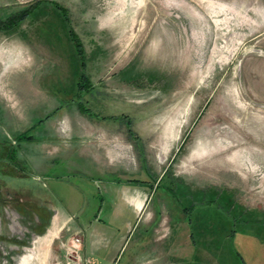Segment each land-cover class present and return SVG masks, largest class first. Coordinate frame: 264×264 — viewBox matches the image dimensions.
Returning <instances> with one entry per match:
<instances>
[{"label": "rangeland", "instance_id": "1", "mask_svg": "<svg viewBox=\"0 0 264 264\" xmlns=\"http://www.w3.org/2000/svg\"><path fill=\"white\" fill-rule=\"evenodd\" d=\"M31 4L0 32V198L86 226L107 197L67 168L95 151L153 187L161 217L134 231L159 224L160 264H264V0H0V19ZM7 239L4 264H41Z\"/></svg>", "mask_w": 264, "mask_h": 264}, {"label": "crops", "instance_id": "2", "mask_svg": "<svg viewBox=\"0 0 264 264\" xmlns=\"http://www.w3.org/2000/svg\"><path fill=\"white\" fill-rule=\"evenodd\" d=\"M71 137L72 135L68 140ZM123 148L125 147L121 145L113 148L109 157L113 154L117 159L123 157ZM81 157L86 159L78 162L68 161L70 166L67 173L78 174L83 179L88 178L89 181L101 185L102 193L107 198H100L99 211L93 213L84 226L77 216L81 210L78 204L72 210L62 207L49 208L43 200L36 198L33 192H25V197L8 193L6 197L0 198V239L5 241V238H8L12 244L9 245L8 251L17 250L29 243L31 246L23 249L24 254L29 250L35 253L30 261L40 260L41 264H67L64 244L70 237L79 234L82 238L79 250L81 263L160 264V245L165 237L159 234V224L155 226L150 239L146 237L145 231H134L135 226L143 219V224L150 229L155 220L154 216L158 215V219L161 217L160 210L149 206L153 202L151 184L135 178L114 179V172L97 164L104 162V158H100L95 151L82 153ZM136 202H141L140 207ZM165 203V200L160 201V205ZM1 255L6 257L3 260L0 258L2 264L11 258L0 245Z\"/></svg>", "mask_w": 264, "mask_h": 264}, {"label": "trees", "instance_id": "3", "mask_svg": "<svg viewBox=\"0 0 264 264\" xmlns=\"http://www.w3.org/2000/svg\"><path fill=\"white\" fill-rule=\"evenodd\" d=\"M34 4H31L30 6L18 10L16 12L10 13L5 19H0V32L4 31H9L12 29L14 26H16L19 21H21L26 15H28L29 11L33 7ZM75 45L77 47L78 52L82 55V50H81V44L78 42V40L74 37ZM84 76L82 75L81 78L79 79L78 82V87H82V82H83Z\"/></svg>", "mask_w": 264, "mask_h": 264}, {"label": "built area", "instance_id": "4", "mask_svg": "<svg viewBox=\"0 0 264 264\" xmlns=\"http://www.w3.org/2000/svg\"><path fill=\"white\" fill-rule=\"evenodd\" d=\"M82 244V238L81 235H73L70 237L64 244V252H65V258L67 260V264L72 263H80V264H86L81 263L79 258V250Z\"/></svg>", "mask_w": 264, "mask_h": 264}]
</instances>
